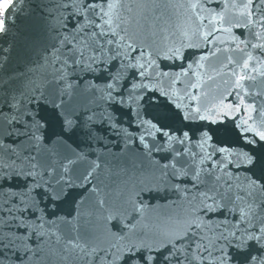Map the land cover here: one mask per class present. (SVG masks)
<instances>
[{
  "label": "water",
  "instance_id": "95a60500",
  "mask_svg": "<svg viewBox=\"0 0 264 264\" xmlns=\"http://www.w3.org/2000/svg\"><path fill=\"white\" fill-rule=\"evenodd\" d=\"M253 176L264 0L4 4L0 264L243 261L264 244Z\"/></svg>",
  "mask_w": 264,
  "mask_h": 264
},
{
  "label": "snow or ice",
  "instance_id": "6c2138e0",
  "mask_svg": "<svg viewBox=\"0 0 264 264\" xmlns=\"http://www.w3.org/2000/svg\"><path fill=\"white\" fill-rule=\"evenodd\" d=\"M57 51H58V49H57ZM57 59H58V57H57ZM153 99H154V102H155L157 97L154 96ZM37 103H39V102L37 101ZM45 127H47L46 124H45ZM164 131H167V130L165 129ZM247 135H248L247 133L243 134L244 137H246ZM218 146L221 147V148L230 147L229 145H218ZM255 162L256 161H255V156H254L253 157V163L248 165L247 167L248 168L253 167L255 165ZM240 167H245V166H240ZM252 179L255 180L257 184H259V186H260L259 191H260L261 195H264V179H259V178L255 177V176H253ZM248 195L251 196L252 193L249 192ZM252 243L253 242L250 241L249 245H251ZM255 246L257 247V249H259V251H257V252H249V248L248 247L237 249V251H239L241 253H248L243 261H240L236 257L232 256L231 250H229V252L227 254L228 264H264V244H260L259 243V237H257V240L255 241ZM210 255H211V253H210ZM136 258H139L142 261L144 260V257H142V256L141 257H136V256L130 254L128 257H126V264H130V261L132 259H136ZM0 259H2V249H0ZM221 259H222V254H221ZM153 264H156L155 260H153ZM209 264H216V261L214 259L210 260Z\"/></svg>",
  "mask_w": 264,
  "mask_h": 264
},
{
  "label": "trees",
  "instance_id": "16d2710c",
  "mask_svg": "<svg viewBox=\"0 0 264 264\" xmlns=\"http://www.w3.org/2000/svg\"><path fill=\"white\" fill-rule=\"evenodd\" d=\"M8 0H0V9L6 4Z\"/></svg>",
  "mask_w": 264,
  "mask_h": 264
},
{
  "label": "rangeland",
  "instance_id": "374dc122",
  "mask_svg": "<svg viewBox=\"0 0 264 264\" xmlns=\"http://www.w3.org/2000/svg\"><path fill=\"white\" fill-rule=\"evenodd\" d=\"M2 8L0 9V25H1Z\"/></svg>",
  "mask_w": 264,
  "mask_h": 264
},
{
  "label": "bare ground",
  "instance_id": "6f19581e",
  "mask_svg": "<svg viewBox=\"0 0 264 264\" xmlns=\"http://www.w3.org/2000/svg\"><path fill=\"white\" fill-rule=\"evenodd\" d=\"M9 1V0H8ZM8 1L6 3H8Z\"/></svg>",
  "mask_w": 264,
  "mask_h": 264
}]
</instances>
